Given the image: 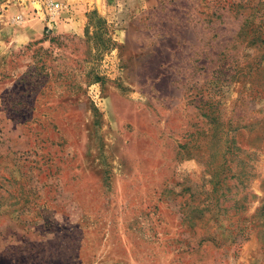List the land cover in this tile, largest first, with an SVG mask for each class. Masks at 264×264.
<instances>
[{
	"label": "rangeland",
	"instance_id": "rangeland-1",
	"mask_svg": "<svg viewBox=\"0 0 264 264\" xmlns=\"http://www.w3.org/2000/svg\"><path fill=\"white\" fill-rule=\"evenodd\" d=\"M0 264H264V0H0Z\"/></svg>",
	"mask_w": 264,
	"mask_h": 264
},
{
	"label": "built area",
	"instance_id": "built-area-1",
	"mask_svg": "<svg viewBox=\"0 0 264 264\" xmlns=\"http://www.w3.org/2000/svg\"><path fill=\"white\" fill-rule=\"evenodd\" d=\"M50 7L52 8V9H56V10H59L60 8H61V5H60V3L59 2H51L50 3Z\"/></svg>",
	"mask_w": 264,
	"mask_h": 264
},
{
	"label": "trees",
	"instance_id": "trees-1",
	"mask_svg": "<svg viewBox=\"0 0 264 264\" xmlns=\"http://www.w3.org/2000/svg\"><path fill=\"white\" fill-rule=\"evenodd\" d=\"M242 231V230H241Z\"/></svg>",
	"mask_w": 264,
	"mask_h": 264
}]
</instances>
